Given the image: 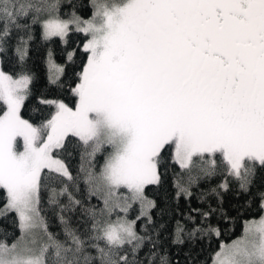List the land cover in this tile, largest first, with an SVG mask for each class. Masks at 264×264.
I'll return each instance as SVG.
<instances>
[{
	"label": "snow or ice",
	"instance_id": "snow-or-ice-1",
	"mask_svg": "<svg viewBox=\"0 0 264 264\" xmlns=\"http://www.w3.org/2000/svg\"><path fill=\"white\" fill-rule=\"evenodd\" d=\"M63 7L0 0V54L15 37L20 65L15 75L0 67V217L14 212L19 229L11 243L0 240V264H181L172 246L220 238L213 216H226L232 185L258 215L240 237L220 242L211 264H264V0H90L87 19ZM37 25L46 41L84 34L87 57L69 85L74 105L41 95L48 114L33 123L21 109L32 95L26 60ZM58 71L49 83L63 89ZM69 138L80 151L75 175L61 158ZM170 165L181 170L176 201H190L202 181L219 183L197 197L208 207L173 216L165 237L148 188L168 197L160 190ZM42 192L63 238L49 231ZM92 198L102 206L86 207Z\"/></svg>",
	"mask_w": 264,
	"mask_h": 264
},
{
	"label": "trees",
	"instance_id": "trees-1",
	"mask_svg": "<svg viewBox=\"0 0 264 264\" xmlns=\"http://www.w3.org/2000/svg\"><path fill=\"white\" fill-rule=\"evenodd\" d=\"M64 7L61 12L64 14L65 9L72 11L73 6L75 11L79 13L82 18L89 17L92 14L89 0H63ZM67 42L61 41L60 38H52L51 40H44L39 25L34 27L33 40L29 44L28 56L26 60V68L34 74V80L31 85L32 95L25 102V107L21 109L22 115L25 119H29L33 123H39L48 114V109L38 104L37 98L44 95L48 98H62L70 106L74 105V98L69 91V85H71L76 77L75 72H78L82 64L86 61L87 54L83 52V43L85 42V36L82 33L72 31L66 38ZM15 37L10 41V46L6 55L0 54V60H2L1 67L4 71L13 75L20 69V65L12 50V46L15 45ZM69 49V52H74L75 55L71 62L65 61V51ZM51 51L53 58L62 65L64 68L63 75L60 77V82L64 84L63 89H58L54 85L49 83V67L47 65V57ZM72 143L68 145L67 152L63 153L62 157L69 165L73 174L78 172L80 165V151L73 147L76 142L75 138H69ZM68 153H71L70 155ZM103 163V155H98L97 165ZM181 170L178 165H170L167 172V180L165 189L160 190L161 193L166 191L169 195L164 197L161 194L156 193L154 186H149L148 193L150 197L157 199L160 208L154 210V217L161 223H164L168 229L164 233L165 237H168L174 224L173 216L178 218L181 213H187L190 208H203L208 207V203H202L197 199L201 191H206L210 187H214L219 183V178H213L211 181H202L198 187L193 188V197L190 201L180 199L176 201L171 199L173 188V177L175 173H179ZM80 187L85 190V186L81 181ZM3 192L0 190V209L3 208L6 200L3 198ZM208 202L211 203L213 208L218 207V203L214 197L208 198ZM102 206L101 202L96 198H92L90 201L85 199V206L88 205ZM223 210L226 213L224 218H221L219 213L213 216V223H218L221 229V236L217 239L213 236L210 240L205 238L202 241H198L192 244H185L183 246H172L171 251L175 259L181 261V264H186L187 261H195V264H207L211 263V257L215 251L218 250L221 241L228 242L235 237L242 234L244 229V222L250 220L258 215V209L253 202L249 206L248 199L244 194H238L235 190V185H232L231 190L223 193ZM41 208L42 215L47 219L49 225V231L54 233H61L62 226L56 215V210L53 209L47 202V193L41 194ZM168 209V214L161 216L160 209ZM174 210V211H173ZM73 226H78L81 217L79 211L71 214ZM7 237L9 243L19 236V229L17 227V218L14 212H10L6 217H0V240Z\"/></svg>",
	"mask_w": 264,
	"mask_h": 264
},
{
	"label": "rangeland",
	"instance_id": "rangeland-1",
	"mask_svg": "<svg viewBox=\"0 0 264 264\" xmlns=\"http://www.w3.org/2000/svg\"><path fill=\"white\" fill-rule=\"evenodd\" d=\"M91 15L89 17H86L85 19L87 18H90ZM67 18V17H65ZM58 66H62L58 63L55 62L53 56L51 55V58L49 57V54H48V67H49V76L52 75V76H56V75H59V71H58ZM1 67V65H0ZM63 67V66H62ZM253 219V218H252ZM251 220V219H250ZM241 235L237 236V237H240ZM237 237H235L234 239L232 240H235ZM232 240L228 241V242H225V243H230ZM211 264V263H210Z\"/></svg>",
	"mask_w": 264,
	"mask_h": 264
},
{
	"label": "bare ground",
	"instance_id": "bare-ground-1",
	"mask_svg": "<svg viewBox=\"0 0 264 264\" xmlns=\"http://www.w3.org/2000/svg\"><path fill=\"white\" fill-rule=\"evenodd\" d=\"M89 3H90V0H89ZM65 13H70L71 10L70 9H65L64 10ZM79 15V13H77ZM69 52V49L65 51V61H68V58H67V54ZM55 60V59H54ZM56 63H58L56 60H55ZM47 65H48V57H47Z\"/></svg>",
	"mask_w": 264,
	"mask_h": 264
}]
</instances>
